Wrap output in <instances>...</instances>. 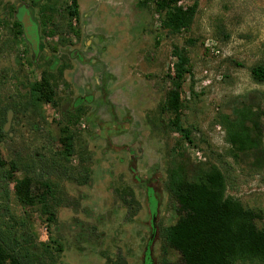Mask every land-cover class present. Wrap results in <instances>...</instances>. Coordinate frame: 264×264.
I'll list each match as a JSON object with an SVG mask.
<instances>
[{
  "label": "rangeland",
  "instance_id": "1",
  "mask_svg": "<svg viewBox=\"0 0 264 264\" xmlns=\"http://www.w3.org/2000/svg\"><path fill=\"white\" fill-rule=\"evenodd\" d=\"M142 1L77 0L75 21L67 14L69 0H0V154L7 164L18 165L11 178L9 166L0 177V221L15 224L18 241L28 233L38 248L24 246L22 252L47 249L54 264H110L118 254L127 264H142L151 237L149 199L150 210L157 208L151 258L159 264L160 232L179 217L165 189L167 170L180 161L189 177L217 166L226 178V194L261 214L259 225H264V83H255L250 73L264 65V0L180 1L183 7L194 2L198 7L191 28L177 35L162 30L152 5ZM23 6L39 27L36 52L12 27ZM49 6L52 12H42ZM174 46L184 47L190 59L181 124L191 132V145L165 129L172 116L159 112L173 75ZM58 61L68 84L56 89L58 107L32 108L28 85L45 70L57 74L52 67ZM78 99L82 102L75 107ZM241 106L259 113L260 121L252 135L257 145L236 153L219 119L233 118ZM64 126L75 136L76 151L84 148L89 154L85 185L50 167L53 155L62 151ZM60 160L68 168L78 165L75 156L60 154ZM25 171L57 184L69 203L56 208L53 223L45 222L40 205L17 201L15 187ZM148 188L155 191L157 204ZM124 194L138 204L135 213V206L123 203ZM165 249L169 262L180 264L179 254Z\"/></svg>",
  "mask_w": 264,
  "mask_h": 264
},
{
  "label": "trees",
  "instance_id": "2",
  "mask_svg": "<svg viewBox=\"0 0 264 264\" xmlns=\"http://www.w3.org/2000/svg\"><path fill=\"white\" fill-rule=\"evenodd\" d=\"M67 9L69 18L78 21L79 7L77 0H69ZM183 0H143L140 5H152L155 14L159 17L160 28L170 35L187 32L197 13V2L183 7L178 3ZM53 11L52 7L41 9ZM17 35L20 34V24L14 22ZM186 45L192 46L191 40ZM175 59L173 75L168 77L170 88L159 107L160 115L169 114L165 129L178 133L188 145L192 144L191 132L181 124V112L185 108L181 98L183 84L186 77H190L191 65L186 49L174 46L171 51ZM264 54V48H263ZM252 80L257 84L264 83V65H256L250 69ZM67 87L62 78V71L52 74L51 70L41 73L38 82L28 85L30 97L29 106L50 104L58 107L56 89L58 85ZM193 95V90L190 89ZM78 103V105H80ZM233 118L220 116L219 124L224 128L225 140L236 153H244L257 145L252 136L259 130L260 115L250 106H241L232 112ZM264 115V113L262 114ZM152 124V123H151ZM3 131L0 128V143ZM75 136L68 126L60 132V154L66 157L75 156L78 159L76 167L63 166L60 163V154L53 155L51 169L59 171L60 175L77 185H85L89 178L90 157L86 149H75ZM181 158V155L178 154ZM55 163V164H54ZM9 166L8 179L18 170L14 161L8 164L0 154V177L4 168ZM55 166V167H54ZM61 169V170H60ZM35 176L38 173L32 171ZM26 171L21 181L16 184L15 196L22 206L32 207L40 205V213L45 217L47 224L55 221L56 208L69 205L62 197L59 186L45 179H36ZM43 178V177H42ZM226 178L223 172L215 165L199 169L195 177L186 173L183 161L167 170L165 189L177 204L178 219L175 224L165 227L160 232L163 242L159 264H173L166 257V247L175 250L180 257V264H238L258 262L264 264V225L261 214L245 208L239 200L226 194ZM129 197V199H128ZM123 203L135 206L133 213L139 207L132 195H123ZM3 214H0V218ZM16 226H18L17 222ZM15 224L0 221V264H54L53 258L47 249L40 254L22 252L24 246L34 247V242L27 234L18 241L16 239ZM165 244V246H164ZM50 257V262L45 261ZM110 264H127L124 257L118 254Z\"/></svg>",
  "mask_w": 264,
  "mask_h": 264
},
{
  "label": "flooded vegetation",
  "instance_id": "3",
  "mask_svg": "<svg viewBox=\"0 0 264 264\" xmlns=\"http://www.w3.org/2000/svg\"><path fill=\"white\" fill-rule=\"evenodd\" d=\"M30 14L31 12L28 10L27 7L23 6V7H20V8H17L15 14H14V18H15V22H18L20 24V33H22V35L27 39L29 40L31 43L32 41L29 39V35H27L26 33V30H25V27H24V24L22 23V20L25 18V19H28L30 25H33L34 26V42L36 43L35 45L32 44V47H33V50L34 52L38 51V44H39V38H40V33H39V27L38 25H35L33 24L32 22H30ZM13 29H15V26H14V23L12 25ZM36 50V51H35ZM55 65L52 67L53 71L58 73L60 70L62 71V68H63V62L61 61H58V62H55L54 63ZM65 67V66H64ZM76 103V102H75ZM74 106L76 107L77 105L74 104ZM148 190L152 191L151 193V197L153 200L156 201V204H157V198L155 196V191L152 189V188H148ZM149 195V194H148ZM148 210H149V215H150V220H151V217H152V213H151V210H150V204H149V199H148ZM156 213H157V208H156ZM151 228V227H150ZM146 246L147 244L145 245V248H144V251L146 249ZM144 263V252H143V256H142V264Z\"/></svg>",
  "mask_w": 264,
  "mask_h": 264
},
{
  "label": "water",
  "instance_id": "4",
  "mask_svg": "<svg viewBox=\"0 0 264 264\" xmlns=\"http://www.w3.org/2000/svg\"><path fill=\"white\" fill-rule=\"evenodd\" d=\"M22 23L24 24V27H25V30H26V33L27 35H29V39L32 41L33 45H35L36 43L33 41L34 40V26L33 25H30L28 19H23L22 20ZM31 32V34H30ZM82 102L81 99H78L75 103V105H78V103ZM9 120V118H8ZM8 127V124L5 126V130H7L6 128ZM150 192H152L150 190ZM152 194V193H151ZM151 220H150V227H151V237L147 243V246H146V249L144 251V263L143 264H153V260L151 258V245H152V242L154 240V237L156 235V225H155V221H156V208H155V211H151Z\"/></svg>",
  "mask_w": 264,
  "mask_h": 264
}]
</instances>
